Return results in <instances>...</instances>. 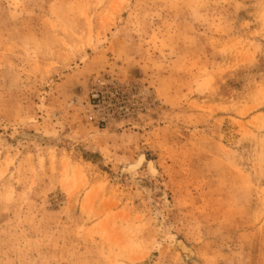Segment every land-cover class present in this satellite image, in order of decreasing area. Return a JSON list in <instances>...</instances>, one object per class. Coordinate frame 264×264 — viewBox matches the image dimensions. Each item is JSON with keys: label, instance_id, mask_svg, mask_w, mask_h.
I'll return each mask as SVG.
<instances>
[{"label": "rangeland", "instance_id": "374dc122", "mask_svg": "<svg viewBox=\"0 0 264 264\" xmlns=\"http://www.w3.org/2000/svg\"><path fill=\"white\" fill-rule=\"evenodd\" d=\"M0 264H264V0H0Z\"/></svg>", "mask_w": 264, "mask_h": 264}, {"label": "bare ground", "instance_id": "6f19581e", "mask_svg": "<svg viewBox=\"0 0 264 264\" xmlns=\"http://www.w3.org/2000/svg\"><path fill=\"white\" fill-rule=\"evenodd\" d=\"M144 162H145V157L144 156L139 157L138 161L133 166L130 167L131 172L139 169ZM148 169L152 176L158 175V170L154 162L150 161V163L148 164Z\"/></svg>", "mask_w": 264, "mask_h": 264}]
</instances>
